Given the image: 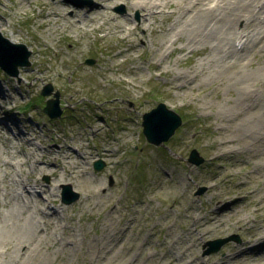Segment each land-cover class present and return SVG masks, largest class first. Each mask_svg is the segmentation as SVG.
I'll return each instance as SVG.
<instances>
[{
    "label": "rangeland",
    "instance_id": "obj_1",
    "mask_svg": "<svg viewBox=\"0 0 264 264\" xmlns=\"http://www.w3.org/2000/svg\"><path fill=\"white\" fill-rule=\"evenodd\" d=\"M45 1L46 7L41 3L30 5L21 0L22 6L12 0H2L0 5V32L12 42L24 43L31 51L30 64L19 66L17 74H8L0 67V85L10 96H0L3 104L0 107L4 115H14L20 121L18 124L25 133L21 139L24 149L20 147L22 149L16 158L17 161L26 160L20 166L22 175H28L27 180L23 178L22 187L25 182L26 187H30L36 180L42 187L36 193L37 196L47 200L49 205L62 207L67 220L72 217L66 230L84 226L82 233L77 230L72 238L76 240L83 236L85 240L78 242L74 250L68 252L65 249L63 254H66V258L60 259L63 256L56 255L55 252L48 257L49 252L43 251L41 264H91L90 261L108 264L105 258L107 255L97 257L99 255L95 256L85 250L88 248L87 240L98 236L102 224L111 215L112 225L116 230L122 228L125 222L130 224V232L124 240L129 241L131 238L133 243L150 241L143 255L146 264H165L167 260L170 261L169 264L186 262V259H179L177 253H173L178 251L176 246L182 245L184 241L174 238V233L184 237L193 235L196 239L197 248L190 258L200 257L204 263L220 264L227 260V264H236L235 260L229 259V255L247 239L246 228L234 225V218L226 215L217 216L214 224L207 221L209 216H214L211 211L216 203L227 202L237 195L232 192L216 199L212 197L214 193L237 188L241 182L248 184L239 186L240 188H249L250 191L258 188L255 198H259L264 192L262 183L258 179L255 181L259 177V171L252 170L254 158L249 157L246 149L235 151L234 156L239 159L235 166L230 163L228 156L219 155L212 149L220 139L217 128L228 124L226 119L216 114L217 99L231 98L235 92L226 84L213 89L216 82L207 80L202 85L197 84L185 90L169 85L168 79L179 81L174 76L203 54L193 52L185 55L177 50L170 53L164 51L158 56L164 66V71L159 74V70L144 60L146 57H150L151 61L156 60L152 58L151 47L155 40L159 41V37H154L157 29L153 32L144 28L132 31L130 42L137 50L129 51L130 48L125 50L127 42L122 41L124 39L119 36L102 37L105 33L103 29L112 32V28L104 21L98 22L100 29L78 28L74 32L70 28L69 14L72 13V8H86L94 0ZM57 8L63 10L64 17L56 20L54 17L50 20L35 17L40 11ZM109 11L118 17L130 14L132 22L138 21L142 14L140 9H130L124 2L112 4ZM12 29L18 33L12 34ZM143 32L147 44H143V40L139 38ZM151 38L155 39L154 42ZM120 49H123L122 53L117 54ZM176 56L180 57V61L175 60ZM88 58H92L93 62H87ZM253 61H256L255 58ZM48 83L52 85V92L43 95L41 90ZM55 92L59 93L62 113L59 117L50 118L43 106L48 97H54ZM161 101L175 110L182 120L167 140L156 145L149 142L143 133L142 115ZM17 131L18 128L10 122L2 123L0 120V149L9 145L6 139H14ZM234 144L235 148L240 146ZM192 148H196L203 158L199 164L189 160ZM33 149H47L51 152L47 161L50 167H55L60 160L64 161L62 154L70 152L79 165L77 170L83 171L90 180L89 187L103 188L93 199L97 202L96 206L88 209L87 204H92L93 201H88L85 205L81 202L85 201L84 192L87 187L68 183V177L58 185V191L57 187L54 189L56 178L32 167L33 158L26 151ZM58 150L61 155L56 162L54 159ZM77 153H84L85 160L76 157ZM3 157L10 164L14 163V158L7 155ZM97 160L103 162L100 168L94 166ZM44 164L42 159H38V166ZM2 168L0 165V173ZM63 170L62 166L58 167L59 172L63 173ZM205 178H209V182H204ZM180 180L187 185L180 186ZM215 181V188L209 189L208 186ZM65 185H69L77 193L70 203L63 198ZM47 187L54 189L52 198ZM202 187L203 190L199 192ZM2 190L1 186L0 210L7 212L9 206L2 203ZM141 198L145 200V204L140 202ZM239 204L238 210L243 209L241 215L245 217L248 213L247 219L252 220L253 206ZM12 211L18 213V208L14 207ZM38 212L41 216L49 214L45 209ZM109 213L111 214L108 215ZM193 216L197 218L192 219ZM45 218L47 220L48 216L45 215ZM42 226L48 228L46 231L50 233V222L46 225L42 223ZM189 227V232H185ZM132 232L135 233L133 236ZM138 233H145L146 236L149 234L150 237L134 240ZM229 236L233 237L217 251L205 253L208 240ZM260 240L258 238L254 241ZM169 249L170 258L166 256ZM181 249L182 247L178 252ZM148 254L151 256L147 257ZM136 255H139L137 250L124 253L123 260L127 264H141L133 260L128 262L127 258L135 259Z\"/></svg>",
    "mask_w": 264,
    "mask_h": 264
},
{
    "label": "bare ground",
    "instance_id": "obj_2",
    "mask_svg": "<svg viewBox=\"0 0 264 264\" xmlns=\"http://www.w3.org/2000/svg\"><path fill=\"white\" fill-rule=\"evenodd\" d=\"M12 1L22 6L20 0ZM21 1L28 2L30 5L35 2L41 3L43 7L47 5L45 0ZM118 2H124L130 9H140L142 12L141 18L136 22H132L130 14L118 17L109 11L111 5ZM0 5H2V0H0ZM71 12L69 14V24L74 32L78 28L100 29L97 24L104 21L108 27L112 28V32L110 34L105 28L102 37L107 35L119 36L124 39L122 41L127 42L125 50L130 48L129 51L137 50L134 44L130 42L132 31L144 28L149 32H153L157 29L158 32L155 30L154 37H159V41L151 38V40H155V44L151 48L152 58H156V60L151 61L150 57H146L144 60L153 68L159 70V74L164 71V66L158 56L164 51L170 53L177 50L185 55L193 52L202 53L203 55L192 65L187 66L186 69L179 71L174 76L179 81L174 82L172 78L168 79L169 85L185 90L197 84L202 85L207 80L216 82L215 86L212 87L213 89L226 84L229 89L235 92L231 98L225 97V100H223V97H221L217 99L216 114L226 119L228 124L220 125L217 128L220 139L212 149L216 150L215 153H220L219 155L228 156L233 166L239 162V159L234 156L235 151L240 150V148L246 149L249 157L254 158L252 170L259 171V177H256L255 181L258 179L264 189V0H94L91 6L86 8L73 7ZM35 17H41L44 20H50L54 17L53 19L56 20L58 17H64V12L61 8L50 9L44 12L40 11L38 16ZM156 25L159 27L156 28ZM15 33L18 32L12 29V34ZM139 38L143 40V44H147L144 32L140 34ZM122 51L123 49H120L117 54H121ZM254 58L256 61H253ZM175 60L180 61V57L176 56ZM128 81L132 82V80ZM3 94L8 96V92H5L0 85V96ZM8 97L10 98V96ZM2 105V101H0V106L2 107ZM1 107L0 120H2V123L10 122L18 128V131L14 135V139H6L9 145H4L3 150L0 149V165L3 167L0 173V187L3 188L2 194L4 196L2 203L9 206L7 212L0 210V264H41L43 251L49 252L48 257L52 252H55L56 255L63 256L60 259H64L66 258V254H63L65 249L68 252L74 250L78 242L85 240L83 236L77 237L76 240L72 238L77 234V230L82 233L84 226L80 225L77 229L66 230L65 227L67 223H70L72 217L67 220L62 207L49 205L47 200L37 196L42 187L37 184L36 180L33 184L30 183V187H26V182L22 187V183L24 184L23 178L27 180L28 175H22L20 166L26 160L19 159L17 161L16 158L17 153L22 149L20 147H23L21 139L23 138L22 134H25L24 129L20 127L18 124L20 121L14 115H4ZM234 143L240 146L235 148ZM26 152L27 154L30 153L33 158L32 167L37 168L39 171L48 172L56 178L57 184L55 183L54 189L57 187L56 190L58 191V185L64 183V180H67L68 177V183H74L83 188L87 187L84 192L85 201L82 200L81 202L85 205L92 200V204H87L88 209L96 206L97 202L93 199L99 192L103 191V188L89 187L91 185L90 180L83 171L77 170L79 165L76 164L77 161L72 158L70 152L63 153L64 161L57 162V157L61 155L58 150V154L55 155L54 159L57 162L55 167H50L47 164L48 154H51L49 150L40 149V151H37L33 149ZM3 155L14 158V163L10 164V161L5 159ZM83 155L84 153H77L76 157L85 160ZM38 159H42L45 164L38 166ZM60 166L64 169L63 173L58 171ZM203 181L209 182V178H205ZM178 184L180 186L187 185L181 180ZM239 184V186H243L247 185L248 182ZM215 185H217V181L210 184L208 188L214 189ZM239 186L229 188L226 191H218L219 189H217L218 192L212 196L216 199L232 192L241 196L236 195L227 202L220 201L216 203L211 211L214 216H209L207 221L214 224L219 215L233 217V224L242 229L246 228L245 234L248 237L229 255V259L235 260L236 264H264V192L262 196L255 198L257 194L255 192L258 188L250 191L249 188H240ZM46 189L51 196L54 189L49 187ZM142 201L145 202L141 198L140 202ZM228 202L230 203L226 205ZM239 203L253 206L254 216L252 220L247 219L248 213L245 217L241 215L243 209L238 210ZM14 207L18 208V213H13L12 209ZM192 207L194 208V205ZM42 209H45L49 214L39 215L38 211L42 212ZM134 209H137V207ZM221 211H223L222 215L220 214ZM45 215L48 216L47 220ZM194 218L197 217L193 216L192 219ZM201 218H204V216ZM243 219H246V221H243ZM48 222L52 224L50 233L46 231L48 228L45 229L42 226V223L46 225ZM112 223L113 217L111 215L108 217V221L102 224L98 236L87 240L88 248L85 252L94 253L95 256L99 255L97 257L107 255L105 258L108 264H116L117 262L127 264L123 260L124 253L127 254L132 250H137L139 255H136L135 259L127 258L128 262L133 260L146 264L143 255L147 251L150 241L133 243L131 238H129V241L124 240V237L130 232V224L125 222L122 224V228L119 227L116 230ZM189 230L190 227L185 232H189ZM42 232L43 234H41ZM204 232H207V230ZM204 232L202 231L201 234ZM134 234L132 232V236ZM144 235L145 233L143 235L138 233L135 235L134 240L143 237L149 239V234L148 236H146L147 234ZM174 238L184 240L182 245L176 246L178 251L182 247L180 252H173L177 253L179 259H186L184 264H217L214 262L204 263L200 257L190 258L193 250L197 248V242L193 235L184 237V235L174 233ZM258 238L261 240L254 241ZM170 252L169 249L166 255L168 258L171 257ZM150 256L148 254L147 257ZM226 261L220 264H227ZM90 262L91 264H99L96 261ZM169 263L170 261L167 260L165 264ZM56 264L58 263L56 262ZM156 264L160 263L156 262ZM173 264L179 263L175 262Z\"/></svg>",
    "mask_w": 264,
    "mask_h": 264
},
{
    "label": "water",
    "instance_id": "obj_3",
    "mask_svg": "<svg viewBox=\"0 0 264 264\" xmlns=\"http://www.w3.org/2000/svg\"><path fill=\"white\" fill-rule=\"evenodd\" d=\"M31 51L21 42H12L0 32V67L8 74H17L19 66H27L30 64L29 55ZM87 62H93L92 58L86 59ZM52 92V85L46 84L41 93L48 95ZM44 112L50 117H59L62 113V107L59 103V93L55 92L54 97H48L43 106ZM143 133L146 139L154 144H160L167 140L181 123V116L172 108L167 107L164 102H158L157 105L142 115ZM189 160L195 164H199L203 158L199 155L196 148H192L189 152ZM103 165L101 160L94 163L96 168ZM203 187L199 190L201 192ZM77 196V193L71 190L69 185H65L63 189V198L65 202L70 203ZM229 237H219L210 239L206 242L208 247L205 253L217 251L223 243L228 241ZM238 238V237H236Z\"/></svg>",
    "mask_w": 264,
    "mask_h": 264
}]
</instances>
